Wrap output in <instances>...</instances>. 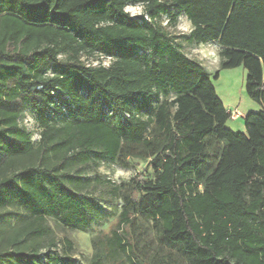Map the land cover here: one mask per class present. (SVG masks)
<instances>
[{
  "label": "trees",
  "instance_id": "obj_1",
  "mask_svg": "<svg viewBox=\"0 0 264 264\" xmlns=\"http://www.w3.org/2000/svg\"><path fill=\"white\" fill-rule=\"evenodd\" d=\"M136 4L140 17L126 10ZM171 7L191 22L189 41L221 45V69L246 68L262 110L246 115L245 132L227 127L211 75L156 23ZM0 155V209L27 212L0 229V264H76L69 239L43 256L37 241L48 218L83 231L98 220L89 190L99 179L64 170L129 156L152 157V176L106 182L123 205L89 264H264V0H0ZM34 155L43 163H20Z\"/></svg>",
  "mask_w": 264,
  "mask_h": 264
},
{
  "label": "rangeland",
  "instance_id": "obj_2",
  "mask_svg": "<svg viewBox=\"0 0 264 264\" xmlns=\"http://www.w3.org/2000/svg\"><path fill=\"white\" fill-rule=\"evenodd\" d=\"M126 10L131 14L140 16L144 14L142 5H128ZM178 13L175 9L170 8V13L162 15L156 23L164 29L167 36L177 44L181 50L191 59H194L202 64L206 72L211 75L212 81L216 88L219 98L225 104L231 118L227 122V127L234 132H245V118L250 112H258L262 110V105L252 100L246 91L247 70L242 65L231 69H221L220 50L221 45L216 42L200 44L189 41L188 37L193 30L191 22L187 19L184 13H178V19L175 24L171 23V14ZM169 19V21H168ZM168 21V22H167ZM148 22H151L150 20ZM13 47H10V52ZM59 60L62 63L70 62L67 55H60ZM80 60L86 65L99 66L100 64L109 63L102 56H92L81 54ZM219 72V76L215 78V74ZM175 94L162 96V99L173 101ZM17 108L21 110L20 124L26 127L32 133V140L37 142L39 139V126L36 121L35 113L33 112L30 102L19 99ZM172 112L175 106L171 108ZM162 138V137H160ZM136 152H139L138 150ZM0 160L1 155H0ZM152 157H137L129 156L124 160L125 164L120 161L112 162L110 160H100L98 163H71L64 171L70 174L79 175L85 178L94 180L99 179V183L90 188L89 194L96 199L98 205V220L92 227L83 231L72 229L62 225L59 221L48 218L45 222L49 228V233L38 239L41 244L40 254L43 256L50 248L53 242L56 243V250L63 251L64 239H69L73 244L71 255L76 260V264H89L94 255V247L92 240L100 232L109 233L110 229L117 223L118 216L121 212L123 201L111 192V187L106 182H112L113 185H120L129 182L137 175H143L145 178L152 176L153 170L150 162ZM23 165H39L43 163L41 155H34L23 158L20 161ZM27 215L25 210L16 208H1L0 209V229L5 228L7 233L11 232L16 222L20 221ZM148 233L154 235L155 229L149 223H146ZM1 236V234H0ZM1 238V237H0ZM30 242L28 241L27 244ZM5 247L4 244H0ZM55 250V249H53ZM45 259H43L44 264Z\"/></svg>",
  "mask_w": 264,
  "mask_h": 264
},
{
  "label": "built area",
  "instance_id": "obj_3",
  "mask_svg": "<svg viewBox=\"0 0 264 264\" xmlns=\"http://www.w3.org/2000/svg\"><path fill=\"white\" fill-rule=\"evenodd\" d=\"M141 15H142V14H141ZM141 15H140V16H141ZM131 16H132V17H135L134 15H131ZM140 16H139V17H140ZM136 17H138V16H136ZM145 20H146V21H149V20H150V21L152 22V20L149 18L148 15L145 16ZM155 21H157V19H156ZM168 21H169V19H168ZM168 21H167V22H168ZM94 56H95V55H94ZM96 56H97V55H96ZM98 56H102V55H98ZM102 57H104L106 60H108L109 63H106V64H100V65L109 66L110 63H111V58L106 57V56H102ZM100 65H99V66H100ZM88 66H89V65H88ZM126 115H127V117L130 116L129 114H126Z\"/></svg>",
  "mask_w": 264,
  "mask_h": 264
}]
</instances>
